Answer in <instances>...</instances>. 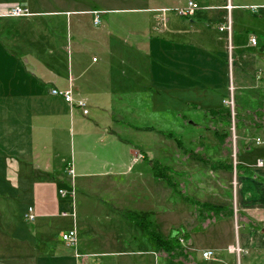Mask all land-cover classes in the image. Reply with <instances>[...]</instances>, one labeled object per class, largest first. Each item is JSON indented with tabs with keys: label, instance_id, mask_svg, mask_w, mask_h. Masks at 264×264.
Listing matches in <instances>:
<instances>
[{
	"label": "crops",
	"instance_id": "obj_1",
	"mask_svg": "<svg viewBox=\"0 0 264 264\" xmlns=\"http://www.w3.org/2000/svg\"><path fill=\"white\" fill-rule=\"evenodd\" d=\"M98 1L101 7L75 6L74 0H0V13L24 6L30 14L19 18L0 16V264H77L73 249L60 239L71 229L77 231L79 252L91 255L88 264H137L133 257H141L138 261L145 264H184L157 256L148 238L125 216L128 210H147H123L127 223L145 239L144 246L137 242L136 251H130L128 258L131 244L120 234L93 236L92 228H87L88 232L80 229L78 220H89L83 217L88 203H81L83 208L79 205L77 209L73 186L77 180H85L90 186L103 182L108 189H115L114 170H130L131 162L142 165L141 161L137 163V154L147 156L150 147H145L140 136L136 141L139 147L131 145L123 133L153 135L155 131L136 128L167 127L170 113L183 111L181 104L184 109L203 111L224 106L229 84L235 81L229 76L227 52V45L233 44V33L228 40L226 31L219 28L227 19L235 25V10L258 6L245 20L252 19L251 34H256L264 47V3ZM188 1L201 7L186 18H191L189 22L174 11ZM227 5L233 8L226 10ZM164 9L169 11L164 13ZM92 12H100L102 24L99 20L94 25ZM83 16H90L95 28L80 18ZM242 21L241 14L236 29L244 26L240 25ZM61 26L66 29L64 39L58 36ZM213 27L219 34L212 32ZM237 45L245 52L252 44ZM259 51L256 56L262 60ZM137 87L146 91L137 92ZM52 89L71 90L75 100L86 102L88 114L83 115L80 108L51 94ZM186 93L191 99L185 98ZM248 134H254L252 139L261 146L254 152L258 153L255 161L248 158L253 154ZM238 139L241 150L237 164L250 169L253 175L211 170L224 177L234 174V186L211 187L224 193V198L228 196V202L199 201L183 188L199 202L232 208L233 217L201 225L192 207L177 196L191 213L189 218L180 216L177 228L169 230L182 228L189 235L185 248L191 251L198 247V235L235 218L239 227L234 240L231 232H209L213 240L202 250H210L219 238L221 249L235 244L244 254L243 263L250 264L264 253V122L257 128L239 131ZM126 157H132L129 164ZM65 196L71 199L68 203L62 201ZM118 203L126 205L121 199ZM28 208H32V221L25 218ZM63 222L68 227L60 229ZM189 254L195 264L198 259L204 260L200 254L197 258Z\"/></svg>",
	"mask_w": 264,
	"mask_h": 264
},
{
	"label": "rangeland",
	"instance_id": "obj_2",
	"mask_svg": "<svg viewBox=\"0 0 264 264\" xmlns=\"http://www.w3.org/2000/svg\"><path fill=\"white\" fill-rule=\"evenodd\" d=\"M74 1H77V5L75 6L79 7H85L87 5L90 7H101L98 0ZM67 2L71 3V0H67ZM252 2L264 3V0H234V3L240 4H250ZM252 7L257 9L259 8L258 6ZM255 11L256 9H250L249 5L247 8H243V10L242 8L235 10L234 18L232 20L235 25L227 19L226 24L222 26L224 29H219V31H226L228 40L231 33H233V44L232 46L227 45V52L229 76H233L235 81L233 84H229L227 97L223 101V104L231 111L232 123L230 127H222L217 122L212 121L203 110H196L192 108L184 109V105L181 104L183 111H181V113H170L168 126L161 128L156 126L157 131H159H155L153 135L139 132L137 133L138 135H135L134 131L122 134L126 141L136 147H139V145L136 144L138 136L143 138L146 144L145 147H150V150L146 152L148 158L151 160H159L163 165H167L175 171L180 172L182 174L181 176L172 175L174 182L178 186L185 188L190 196L199 201L214 204L225 201L228 202V196H225L224 198V193L214 191L211 187L234 186V174L228 173L226 175L227 177H224L214 171H211L200 162L188 159L187 156L180 152L173 140L168 139L161 133H174L182 140L188 150L205 155L210 159L229 160L233 164H237V155L241 150V141L239 139L236 140L238 132L245 131L250 128H257L258 123L264 122V61H262L264 60V47L257 35L251 34V32L254 31L251 27L254 25L252 19L247 17V20H245L246 16L249 15V12L254 14ZM202 14L204 13L202 12ZM241 14L243 16V21H245H242L240 25L244 24V26L236 29L235 26H237L236 23H238ZM113 16L115 15H110L109 17L112 18ZM132 17L138 18V15H134ZM80 18L85 20L86 24H90V28H95L94 25H92L93 22L91 21L92 18L90 16H83ZM99 19L102 24L100 15ZM190 19L186 20L189 22ZM212 30L215 34H219L215 27H213ZM220 34L223 35L222 33ZM65 35L67 36L66 29L61 26L60 30H58V36L64 39ZM252 37L256 39V45H249L251 46L250 49L245 50V52L242 51L244 48H240L239 46V51L237 44H251L249 39ZM258 50H260L259 52L263 54L262 60L257 59L256 54ZM16 54L23 56L22 53ZM232 64L235 66H231ZM136 90L137 92L146 91L145 88L142 89L138 87ZM191 97L190 93L185 94L186 99H191ZM181 114L183 117L180 116ZM214 130L225 132L227 134V138L223 144L215 138ZM247 136L249 138V144L253 147V154L249 155L248 158L250 161H255L258 153L254 152H256L261 146L257 145L254 139H252L255 138L254 134H248ZM68 140L70 141V139ZM69 141H67L66 147L67 151L70 153ZM139 141L140 140H138V142ZM146 148L138 149L145 151ZM110 153L113 154L114 152L110 150ZM131 158L126 157V163L129 164ZM141 158V155L137 154L136 159L138 164L142 160ZM130 167V170H127V168L114 170L115 172L113 173H117L114 175L115 177L113 179L116 182L115 189H108L106 183L103 182H100L101 184L97 186H90V183L83 179L82 183L80 180H77L73 186L75 194L74 201L77 209L79 205L80 208H83L81 203L82 205L86 202L88 203L86 210L83 211V217L87 216L89 220H82V222L78 220L81 222V224L79 222L77 223L78 227L80 229L83 228L82 230H87V228L89 230L92 228L93 236H102L110 232L120 234L121 238L131 244L127 249L126 258L130 257V251H136L137 242L144 246L145 239L137 230L132 228L127 223L123 214L124 208H136L149 211L151 218L157 221L165 234L170 232L169 229L171 227L175 229L177 228L180 216L189 218V214L191 213L189 207L183 202H180L178 197L174 195L169 188H167L163 183L157 182L153 179L146 165H135L131 162ZM63 187L64 189L67 188V186ZM228 193L229 190L226 194L228 195ZM219 198H223V200L221 201ZM120 199L124 200L126 205H120L118 203ZM70 200L69 196L62 198L63 202L67 201L68 203ZM62 227H68V224L63 222V226L61 225L60 229H62ZM238 227L239 223H237L235 218L222 223V225L218 224L217 226L210 227L207 230L208 232L197 236L195 240L198 244L197 249L191 251L188 249V252L192 253L195 258H197L199 254L201 255L204 251L202 249L208 248V242L213 240L212 234H209V232L212 233L214 231H218V235H225L226 232H231L234 240L236 238ZM86 241H89L88 237L86 238ZM232 242L233 241H230L231 244ZM221 246L222 241L217 238L216 242L213 243L209 250L213 253L212 258L209 260L198 259L197 263L246 264L245 261L243 263V260L245 259L242 258V255L244 254H242L240 250L239 252H230V250H232L230 249L232 246L237 249L235 244L228 246L225 249H221ZM139 258L141 257H133L137 264H145V261H138ZM144 258L148 260V257Z\"/></svg>",
	"mask_w": 264,
	"mask_h": 264
},
{
	"label": "trees",
	"instance_id": "obj_3",
	"mask_svg": "<svg viewBox=\"0 0 264 264\" xmlns=\"http://www.w3.org/2000/svg\"><path fill=\"white\" fill-rule=\"evenodd\" d=\"M206 115L211 119H214L222 127H230L232 123L231 111L225 105L219 109H208L205 110ZM140 131H156L153 127L136 128ZM161 133V132H160ZM168 139H171L176 144L180 152L187 156L188 159L200 162L210 170H223V171H236V175H250L253 173L250 169L236 164L235 166L229 160H213L205 155H201L195 151L188 150L182 140L177 137L174 133H161ZM215 138L220 142L224 143L227 134L214 130ZM142 165L148 167L153 179L157 182L163 183L169 187L174 195L178 196L185 203H188L192 207V213L200 224L210 223L214 219H225L232 218L234 213L232 208L216 206L209 203L199 202L189 197L185 190L178 186L172 177V175L181 176L182 174L175 171L173 168L163 165L159 160H151L146 155L142 154ZM125 216L128 221L140 230L151 243L154 253L157 256L165 258L173 262H181L184 264H195L193 258L186 250L185 246L189 244V235L182 229L172 230L169 234H165L161 226L151 218V214L146 211H133L128 210L125 212ZM240 219V214H238ZM182 238L184 245L180 243L179 239ZM250 264H264V253L257 255Z\"/></svg>",
	"mask_w": 264,
	"mask_h": 264
},
{
	"label": "built area",
	"instance_id": "obj_4",
	"mask_svg": "<svg viewBox=\"0 0 264 264\" xmlns=\"http://www.w3.org/2000/svg\"><path fill=\"white\" fill-rule=\"evenodd\" d=\"M233 7L231 6H227L226 9H229L231 10ZM247 8V7H246ZM250 9H257L255 7H252L250 6L249 7ZM201 9V7L193 2V1H188L186 6L184 7H181V8H178V9H175V13L180 16V17H183V18H187V17H190L194 14V12L196 10H199ZM169 10L168 9H164L163 12H168ZM93 15L95 16L94 17V25H97L99 23V15H100V12H92ZM29 11L26 7L24 6H15V7H11L9 8L8 10H5L4 12H1L0 13V16L1 17H13V18H19V17H26V16H29ZM220 30H223L224 28L221 27L219 28ZM226 29V28H225ZM250 43L252 45H256V39L255 38H251L250 39ZM95 61V59H94ZM51 94L53 95H56V96H61L63 98V100L70 106L72 107H78L82 110V114L83 115H87L88 114V109H87V106H86V102L84 100H75L73 98V95H72V92L71 90H66L64 92H60L56 89H52L51 90ZM259 140L257 139V142ZM257 165L261 166L262 165V162L261 161H258L257 162ZM63 216H65L66 214L63 213L62 214ZM25 218L29 221H32L33 220V214H32V208H28L27 210V213L25 215ZM61 240L67 245L69 246L70 248L73 249V252H74V256L77 260V264H88L87 263V258H88V255L86 254H82L78 251V238H77V232L75 229H71V230H68L67 232L63 233L61 235ZM180 243L184 245V241L182 238L179 239ZM230 249V252L231 251H237L239 252V249H235L234 247H231ZM213 256V253L209 250H206V251H203L201 253V257L204 259V260H209L210 258H212Z\"/></svg>",
	"mask_w": 264,
	"mask_h": 264
},
{
	"label": "water",
	"instance_id": "obj_5",
	"mask_svg": "<svg viewBox=\"0 0 264 264\" xmlns=\"http://www.w3.org/2000/svg\"><path fill=\"white\" fill-rule=\"evenodd\" d=\"M235 166V164H233Z\"/></svg>",
	"mask_w": 264,
	"mask_h": 264
}]
</instances>
